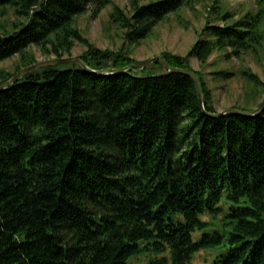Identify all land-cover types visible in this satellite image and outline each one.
I'll list each match as a JSON object with an SVG mask.
<instances>
[{"label": "trees", "instance_id": "16d2710c", "mask_svg": "<svg viewBox=\"0 0 264 264\" xmlns=\"http://www.w3.org/2000/svg\"><path fill=\"white\" fill-rule=\"evenodd\" d=\"M255 1L258 11L239 19L213 7L219 24L207 22L186 56L161 55L196 73L204 110L192 79L165 75L159 62L108 76L68 63L0 92V264H192L223 246L212 264H264V112L210 116L219 114L212 91L192 67L215 54L264 58V0ZM129 3L128 14L111 0H0L17 19L0 27V64L19 59L12 73L0 70V87L38 63L34 49L64 59L80 44L88 68H128L137 63L129 49H98L78 19L111 7V22L139 46L196 0ZM236 74L263 97L264 83L247 68L211 76ZM205 216L219 228L195 242Z\"/></svg>", "mask_w": 264, "mask_h": 264}, {"label": "rangeland", "instance_id": "374dc122", "mask_svg": "<svg viewBox=\"0 0 264 264\" xmlns=\"http://www.w3.org/2000/svg\"><path fill=\"white\" fill-rule=\"evenodd\" d=\"M111 1L126 10L128 14L130 13L129 0ZM213 7L220 14H224L225 12L232 13L236 19L243 17L247 13H256L258 11V5L255 0H196L193 9L184 8L176 15L170 16L166 22L160 24L154 33L139 46H129L124 39L123 32L111 22V7L102 9L97 14L91 10L86 15L80 17L77 24L83 36L98 49L118 52L122 47H125L130 50L131 59L138 64L159 57L163 53L186 56L193 45L201 38V33L206 27L207 22L219 24L216 20L217 15H209V13H212ZM16 21L13 9H0L1 28L9 30ZM85 50V47L76 44L72 51V57L78 58ZM33 53L38 63L55 59L54 56L41 54L38 49H34ZM262 55H247L243 56L240 60L228 61L223 59L222 55L215 54L209 63L203 67L196 60H192L193 69L205 77L208 87L212 91L214 107L217 112L223 113L234 107H246L253 110L262 103L264 95L259 98L261 93H251L254 91L252 86L237 74L228 81H215L211 76V73L218 70H229L238 73L240 70L247 68L258 75L264 83V58ZM65 58L71 57L65 56ZM18 64V57H14L1 63L0 70L12 73ZM249 94L250 97L248 99L247 95ZM247 99L248 101H246ZM221 205L227 208L224 202ZM202 220L208 225L193 234L195 242L201 240L204 232L210 233L219 228L220 221L211 219L209 216L203 217ZM219 220H221V217ZM226 252V246L202 250L194 256L192 264H212L220 256L225 255Z\"/></svg>", "mask_w": 264, "mask_h": 264}, {"label": "water", "instance_id": "95a60500", "mask_svg": "<svg viewBox=\"0 0 264 264\" xmlns=\"http://www.w3.org/2000/svg\"><path fill=\"white\" fill-rule=\"evenodd\" d=\"M155 62H159L161 63V65L165 68L166 70V74H181V75H185L187 77H189L190 79H192V81L195 84L196 87V91H197V95L201 104L202 109L204 110V95H203V90H202V86L200 83V80L198 78V76L196 75V73L190 71V70H186V69H178V68H174L171 67L165 59H163V57L159 56V57H155L154 59H151L149 61L143 62V63H138V64H134L128 68L125 69H120V70H115V69H106V70H102V71H94L90 68H88L86 66V64H84L79 58H64V59H53V60H49V61H44V62H40L37 63L31 67H28L24 70H22L20 73H18L16 76H14L12 79H10L7 83H5L2 87H0V92L4 91L5 89L9 88L12 85H15L16 83H18L22 78H24L25 76L40 70V69H45V68H52V67H57L60 65H65L68 63H75L78 64L79 66H81L86 72L95 75V76H108V75H127L129 74V72L131 70H135V69H139V70H144L148 67H150L151 65H153ZM264 112V99L262 101V103L260 104V106L254 110V111H250V112H246V111H241V110H235V109H231L228 110L226 112L223 113H219L216 115H210L212 117H221L224 116L226 114H235L238 116H242V117H256L261 115Z\"/></svg>", "mask_w": 264, "mask_h": 264}]
</instances>
